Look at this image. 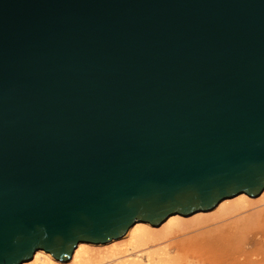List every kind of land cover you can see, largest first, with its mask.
<instances>
[{
    "label": "water",
    "instance_id": "obj_1",
    "mask_svg": "<svg viewBox=\"0 0 264 264\" xmlns=\"http://www.w3.org/2000/svg\"><path fill=\"white\" fill-rule=\"evenodd\" d=\"M264 188V0H0V264Z\"/></svg>",
    "mask_w": 264,
    "mask_h": 264
},
{
    "label": "bare ground",
    "instance_id": "obj_2",
    "mask_svg": "<svg viewBox=\"0 0 264 264\" xmlns=\"http://www.w3.org/2000/svg\"><path fill=\"white\" fill-rule=\"evenodd\" d=\"M264 264V188L212 209L173 214L157 227L139 221L105 243L78 242L68 261L43 249L21 264Z\"/></svg>",
    "mask_w": 264,
    "mask_h": 264
},
{
    "label": "rangeland",
    "instance_id": "obj_3",
    "mask_svg": "<svg viewBox=\"0 0 264 264\" xmlns=\"http://www.w3.org/2000/svg\"><path fill=\"white\" fill-rule=\"evenodd\" d=\"M109 264V263H108Z\"/></svg>",
    "mask_w": 264,
    "mask_h": 264
}]
</instances>
